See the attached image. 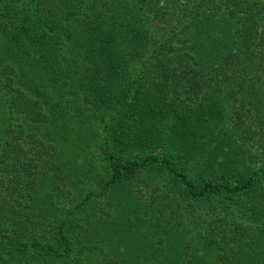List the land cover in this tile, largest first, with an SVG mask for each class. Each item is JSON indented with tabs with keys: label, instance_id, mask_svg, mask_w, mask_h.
I'll list each match as a JSON object with an SVG mask.
<instances>
[{
	"label": "trees",
	"instance_id": "16d2710c",
	"mask_svg": "<svg viewBox=\"0 0 264 264\" xmlns=\"http://www.w3.org/2000/svg\"><path fill=\"white\" fill-rule=\"evenodd\" d=\"M0 264H264V0H0Z\"/></svg>",
	"mask_w": 264,
	"mask_h": 264
},
{
	"label": "rangeland",
	"instance_id": "374dc122",
	"mask_svg": "<svg viewBox=\"0 0 264 264\" xmlns=\"http://www.w3.org/2000/svg\"><path fill=\"white\" fill-rule=\"evenodd\" d=\"M101 128H103V127H101ZM255 150V148L253 149V151ZM174 153H176V151L174 152ZM177 159V158H176ZM192 164H194V162L192 163ZM187 165H189L190 166V162H189V164H187ZM192 166V165H191ZM189 170H190V168H188Z\"/></svg>",
	"mask_w": 264,
	"mask_h": 264
}]
</instances>
